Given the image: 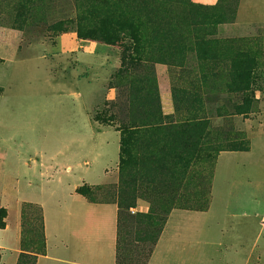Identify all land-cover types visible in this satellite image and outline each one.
Here are the masks:
<instances>
[{"label":"rangeland","instance_id":"obj_1","mask_svg":"<svg viewBox=\"0 0 264 264\" xmlns=\"http://www.w3.org/2000/svg\"><path fill=\"white\" fill-rule=\"evenodd\" d=\"M129 1L0 0V264L14 257V264H38L45 255L42 209L25 200L49 202L54 231L53 201L77 178L44 175L42 186L27 188L25 159L50 149L61 159L86 153L66 140L86 135L77 126L83 120L88 133L106 128L120 141L129 115L150 109L154 95L171 136L156 149L145 148L151 141L132 148L138 167L126 195L119 191V164L116 184L86 186L90 202L118 207L116 262L148 264L171 227L181 247L162 253L161 264H264V0H149L148 7ZM186 2L200 8L188 12ZM125 23L140 33L137 42L121 40ZM167 25H176L182 43L153 37ZM112 31L120 34L117 44L106 42ZM76 40L109 69L91 99L81 84L93 82L90 72L76 73ZM120 45L143 59L126 73ZM241 56L244 80L231 71ZM185 118L206 123L196 151L186 136L175 135ZM56 136L63 143L51 140ZM149 152L169 161L173 172L152 169L148 177Z\"/></svg>","mask_w":264,"mask_h":264},{"label":"crops","instance_id":"obj_2","mask_svg":"<svg viewBox=\"0 0 264 264\" xmlns=\"http://www.w3.org/2000/svg\"><path fill=\"white\" fill-rule=\"evenodd\" d=\"M198 4H216L219 0H193ZM76 50L74 59L78 60V69L90 72L92 83H81L88 87V99L107 83L109 69H103L96 65L91 47L80 46L81 42L75 41ZM64 46L63 39L61 42ZM84 49L83 52L77 48ZM93 49V48H92ZM101 76L95 78V76ZM97 80H95V79ZM63 85L60 86L62 89ZM90 94V96H89ZM89 96V97H88ZM62 107V106H61ZM72 108V106H70ZM75 108V106L73 107ZM76 107L75 109H77ZM81 127L86 135H78L66 138L72 145L80 144L86 153L71 154L66 159H61L55 149L25 159V180L27 188L37 187L43 183V176L51 178L61 175H70L75 179L72 185H68L65 193H58L56 201H53L55 209V229H50L47 203L42 197L25 200L31 204H37L42 209L43 229L45 237V255L38 259V264H116V246L118 236V207L113 203H94L77 193V189L83 185L95 187L106 183L118 182V164L120 159L119 136L112 135L106 128L94 132L85 120L81 121ZM88 129V130H87ZM42 139H38V141ZM55 143H63L59 137L51 138ZM45 141V140H44ZM78 148V147H76ZM78 151V150H77ZM58 184L60 179L58 178ZM24 201V200H23ZM50 206V205H49ZM171 227L164 229L154 247L153 254L148 264H161L160 256L165 251H173L181 243ZM3 245V244H2ZM0 244V247H2ZM15 257L10 264H14Z\"/></svg>","mask_w":264,"mask_h":264},{"label":"trees","instance_id":"obj_3","mask_svg":"<svg viewBox=\"0 0 264 264\" xmlns=\"http://www.w3.org/2000/svg\"><path fill=\"white\" fill-rule=\"evenodd\" d=\"M131 1L132 0H130L128 3H130ZM149 4H150L149 0H142V6L148 7ZM185 7L188 12H193L200 8L187 2ZM128 15L135 18L133 12H129ZM221 22L222 21H216L215 24H220ZM132 24L133 23H125L123 32L121 33L122 34L121 40L122 38H125V36L131 38L134 42H137L140 39V33L134 32ZM153 34H154L153 37L159 39L160 42L168 41V40H173V41L177 40L178 41L177 45L182 43L181 42L182 36L176 34V25H173V27L171 28L169 27V29L165 31H161V30L159 32L155 31ZM79 36L82 37L81 33L79 34ZM121 40H120V34L112 31L110 34H108V39H106V42L108 44H117ZM200 42H201L200 44L202 45L203 41ZM214 42L215 41H209L207 43L213 45ZM120 47L123 48V53L121 56L122 65L120 71L121 73H126L129 71L127 65H131V64L133 65V63H135L136 60H143V59H141L139 50H137L136 48L128 47V49H126V47L122 45H120ZM241 57H236L235 61L231 63V71L236 76L244 80L243 78H247L248 76L246 75L247 63L243 62L246 60L244 57H243L244 60H240L239 58ZM158 62L163 63L165 61H158ZM149 99H150L148 100L149 104L153 102L152 106H150V109L148 110L143 109L142 114L140 115H136V116L129 115L130 117L128 124L121 129L120 159H119L120 160L119 161V191L121 194L126 195L128 186L134 183L133 178L135 177V169L138 167V162L136 156L133 153V149L136 148V146L141 147L145 145L148 141L149 142L151 141V144H149L145 148L147 150L154 148L156 149L159 144L158 141H163L167 137L171 136L168 129L169 124L165 122L168 118L166 117V115L162 114L161 112L159 99L155 95L154 97L150 96ZM144 107H146V104H144ZM205 127H206V123L204 119L185 118L181 121L178 128H176L175 135H178L177 139L179 140H182V138L186 136V141H189L190 143L189 149L196 151L201 139L205 135ZM152 152H149V154H147V156L144 157L145 165L148 166V169L145 170V172H147L146 175L148 177L150 176L152 169H153L152 171L158 172L159 174L160 173L163 174L171 171L173 172L172 168L168 166V164H171L169 163V161L164 160L163 157L160 156L159 154H154ZM185 159L186 161H190V157L188 155L186 156ZM168 160L177 164L176 160L173 159V157L168 158ZM129 168H131L132 170H129ZM151 181H153V179ZM86 190H87L86 185H83L77 189V193L84 197H87ZM116 264H120V263L117 261Z\"/></svg>","mask_w":264,"mask_h":264}]
</instances>
